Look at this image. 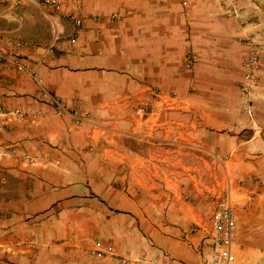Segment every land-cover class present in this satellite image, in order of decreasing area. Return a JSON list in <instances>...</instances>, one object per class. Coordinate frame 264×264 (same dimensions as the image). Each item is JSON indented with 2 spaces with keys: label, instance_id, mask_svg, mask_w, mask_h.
I'll return each instance as SVG.
<instances>
[{
  "label": "crops",
  "instance_id": "0c3cea01",
  "mask_svg": "<svg viewBox=\"0 0 264 264\" xmlns=\"http://www.w3.org/2000/svg\"><path fill=\"white\" fill-rule=\"evenodd\" d=\"M56 1L0 0V44L24 42L31 65L60 31L38 68L58 104L0 62V264H120L91 252L108 248L198 264L219 200L231 264H264L263 17L238 0Z\"/></svg>",
  "mask_w": 264,
  "mask_h": 264
},
{
  "label": "built area",
  "instance_id": "2783aa9c",
  "mask_svg": "<svg viewBox=\"0 0 264 264\" xmlns=\"http://www.w3.org/2000/svg\"><path fill=\"white\" fill-rule=\"evenodd\" d=\"M20 2V0H18ZM54 6L56 10L59 9V4L56 0H45ZM234 14H237L236 9H232ZM80 21L77 20L76 24L79 25ZM54 24V29L49 42L44 46L42 53L38 55L33 64H30L29 59L21 53L22 49L27 45L16 39L7 38L4 47L0 49V62L7 63L13 69L23 71L27 75L33 77L39 85L41 94L49 98L53 103L58 104L56 99L51 97L49 93L41 84V80L38 77V68L42 63V59L45 54L52 53L54 51L55 44L58 42L60 37V31ZM243 43L248 47V55L244 61L246 72L244 79L250 84H254L257 81L256 71L259 64V50L253 37H248L243 40ZM196 61V57L193 53H188L185 56V66L191 68L192 64ZM135 112L140 115L146 113L145 107L139 106ZM19 120H23L26 117V113L20 110H15L13 113ZM72 117L77 124H81L88 119L87 113L73 112ZM14 152V151H13ZM26 158L25 155H22ZM31 161V159H28ZM237 230L236 218L229 203L225 200H219L217 202V209L211 218V231L213 233V245L212 251L209 255L202 258L198 264H231L234 260L232 253V245L234 243L235 235ZM92 254L101 256L106 254L120 264H178L168 254L164 255V260L159 261L156 258L147 259L144 256H133L125 257L117 254L114 248H108L106 251H91Z\"/></svg>",
  "mask_w": 264,
  "mask_h": 264
},
{
  "label": "rangeland",
  "instance_id": "374dc122",
  "mask_svg": "<svg viewBox=\"0 0 264 264\" xmlns=\"http://www.w3.org/2000/svg\"><path fill=\"white\" fill-rule=\"evenodd\" d=\"M237 2L239 5V9L245 11L248 15H250L249 21L255 20L256 18H262V17L264 19V12L259 10V6L253 0H238ZM3 47H4V44H0V49Z\"/></svg>",
  "mask_w": 264,
  "mask_h": 264
}]
</instances>
